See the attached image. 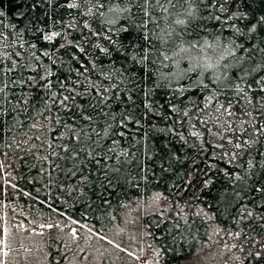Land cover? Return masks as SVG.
I'll use <instances>...</instances> for the list:
<instances>
[{
  "label": "snow or ice",
  "instance_id": "snow-or-ice-1",
  "mask_svg": "<svg viewBox=\"0 0 264 264\" xmlns=\"http://www.w3.org/2000/svg\"><path fill=\"white\" fill-rule=\"evenodd\" d=\"M15 4L7 23L0 6V149L33 155L50 183L55 182L54 173L62 174L61 191L86 197L84 189L95 185L103 198L118 184L138 187L133 173H146L147 162L155 156L162 161V172L174 171L182 156L169 147L168 137L178 136L185 145L193 137L189 146L198 153L212 150L211 159L216 161L207 171H197L203 188L215 185L219 173L228 185L221 196L226 204L229 196L237 203L247 201L250 192L259 203L252 209L247 202L240 204L234 221L254 220L264 228V0H15ZM65 55L70 60L65 61ZM159 90H166L163 102L157 99ZM185 123L190 126L188 136L175 127ZM25 126L38 134L23 132ZM14 132L27 138L17 140L9 135ZM153 133L165 141L155 153L148 144ZM6 138L11 143H5ZM34 140L39 145L31 143ZM40 151L47 154L39 155ZM0 154L7 157L9 152ZM192 175L187 174L189 186ZM73 179L76 183L66 188L65 181ZM160 198L157 193L153 201ZM103 202L109 203L107 198ZM47 207L57 211L51 203ZM177 207L184 211L178 202ZM201 213L214 219L203 209L196 215ZM29 223L35 227L29 229L23 221L15 227L41 238L45 230L60 227ZM88 232V240L97 236L139 259L92 228ZM242 232L228 235L238 240ZM12 235L0 227V264H12L19 251L9 240ZM70 235L74 241L81 239L76 228ZM257 243L259 249L249 251L248 258L264 264V242ZM225 247L231 252L237 245ZM44 248L42 242L38 251L50 259L52 253ZM31 251L24 248L25 254ZM69 252L73 249L65 245L61 258L68 261ZM83 253L81 247L73 256Z\"/></svg>",
  "mask_w": 264,
  "mask_h": 264
},
{
  "label": "trees",
  "instance_id": "trees-1",
  "mask_svg": "<svg viewBox=\"0 0 264 264\" xmlns=\"http://www.w3.org/2000/svg\"><path fill=\"white\" fill-rule=\"evenodd\" d=\"M0 6L3 7L7 15L5 22L11 21L13 13L16 11L15 0H0ZM73 36L79 39L78 33H74ZM69 51H74V49ZM95 54L100 55L98 51ZM64 59L68 61L70 56L65 55ZM83 59L84 57L81 56V60ZM102 59L104 58L102 57ZM85 63L87 62L85 61ZM71 64L78 67L76 61H71ZM87 66L91 69L90 64ZM67 67L68 65L65 64L64 69L60 72L61 77L65 74ZM93 75L95 78V74ZM73 76H75L74 72ZM165 91L159 90L157 99L161 102L165 98ZM21 119H26V117L22 115ZM37 119L41 118L37 117ZM173 119H179V117L174 115ZM160 123L161 126H164L165 121ZM166 123H172V121ZM175 127L188 136L190 126L187 123L183 126L178 124ZM197 128H200L198 123ZM201 131L204 129L201 128ZM23 132L33 135L35 130H29L25 126ZM23 132L18 135L15 132L9 135H14L17 140L26 139ZM52 135H58V132L52 133ZM153 137L148 141V144L155 153L165 141L164 137L159 134L153 133ZM188 138L189 145L195 141L193 137ZM205 138L207 139V136ZM168 141L169 147L177 150L178 154L182 156V163L176 164L174 171L164 173L159 167L162 161L159 156H155L152 161L147 162L148 171L146 173H133L137 177L139 186L122 183L114 188H109L103 194V198H107L109 201L107 204L99 196V190L95 185L84 189L87 193L86 197H81L78 192L70 194L67 190L61 191L59 184L63 180L62 174L54 173L52 179L55 182L50 183L48 174L40 172V165L33 155L15 148L11 151L6 147L0 149V153L9 152L7 157L0 154V162L4 164V167L0 169V227L6 228L7 225H10L9 232L14 234L12 237H15L14 241L16 242L13 246L20 251L15 254L17 264H46V259H48L44 253L37 249L36 258L21 261L23 259L20 258V254L24 256L22 253L24 247L21 248L20 245L22 237L35 240L38 248L42 242L45 244L44 251L52 253L48 264H55L56 260H59L60 264H69V261L70 264H78L85 254H88L89 258L91 257L90 260L93 261L98 257H101L102 261L104 257L103 264H138L136 259L128 256L125 252H117L111 244L98 239L97 236H92L89 241H86L84 237L74 241L70 235L72 228L77 230L92 228L99 235H104L114 243H119L127 251H131L133 248L137 249L138 253L133 252L135 256L143 252L144 249L153 250L155 255L159 252V255H156L157 264H255L248 258V252L259 249L257 242H264V228L254 220L237 224L234 217H237L240 204L247 202L249 208L252 209L254 204L259 203V200H254L249 192L247 201L242 200L237 203L234 198L229 196L227 199L231 202L226 204L221 200L223 189L228 186L225 184L224 178L217 173L215 174L216 184L210 188H203L201 179L197 175L198 170L207 171V166L210 163H216L211 159L212 150L198 153L196 148L183 144L178 136H169ZM5 143H11V140L6 138ZM31 143L39 145V141L34 140ZM196 143L199 145L198 141ZM22 147L26 148L30 145H22ZM215 151L220 152L219 149ZM38 154L45 155L47 153L40 151ZM21 156L24 157L23 160L20 159ZM220 166L225 167L226 165L221 164ZM189 171L193 173L190 177L191 186L186 183V180L189 179L187 176ZM142 176H145L146 179L141 178ZM75 183V179L65 181V186L67 188ZM12 185H16V188H13ZM24 192L31 195L25 196ZM157 193L161 198L158 202H154L153 197ZM258 196L259 194H257ZM177 202L179 207L184 209L183 212H179ZM48 203H51L52 208L57 211L53 212L51 208L47 207ZM164 209L167 211H163ZM201 209L208 215L214 214V219L208 220L203 213L199 216L196 215ZM30 220H36L37 224H58L60 227L45 230L43 238L30 236L29 233L15 227L21 221L29 229L35 227L29 223ZM74 220L78 223L74 224ZM217 229L221 230L219 234H217ZM241 229L243 232L238 240L228 235V232ZM39 230L37 229V231ZM17 236L19 238H16ZM174 237L175 239H173ZM49 242L51 247L47 246ZM253 243H256V248L252 247ZM233 244H236L237 247L232 248L229 252L225 245L231 247ZM65 245L71 247L73 252L82 247L85 249V253L73 256V252H69V260L66 261L60 256V253L65 251ZM241 246L244 247V251H240ZM57 248L59 251H56ZM113 251L116 256L115 260L110 254ZM236 256L240 259L233 258Z\"/></svg>",
  "mask_w": 264,
  "mask_h": 264
},
{
  "label": "rangeland",
  "instance_id": "rangeland-1",
  "mask_svg": "<svg viewBox=\"0 0 264 264\" xmlns=\"http://www.w3.org/2000/svg\"><path fill=\"white\" fill-rule=\"evenodd\" d=\"M6 228L10 231V225H7ZM13 228H15V227H13ZM77 231H78V233L80 234L81 237H84L86 241H89L88 237L91 235V233L88 232V229H81V230H77ZM16 238H19V236H17ZM14 239H15V237H12V236L9 237V240L12 243V245L16 243L14 241ZM71 239H73V238L71 237ZM21 244H23L24 248L32 249L31 254L26 255L24 253V251L22 252V253H24V256H22V254H20V258L23 259L21 261L30 260V258L34 259V258L37 257V255H38V253H37L38 245H37V242L35 240L26 239V237H22L20 245ZM20 250H21V248H20ZM116 250H117V252H119L118 249H116ZM131 251L134 252V253H138L137 249H135V248L131 249ZM110 254L112 256V259L115 260L116 259L115 252L113 251ZM137 256L139 257V259H136L138 264H157L156 255H155L153 250L144 249V251L141 252L140 254H138ZM90 258L87 261H85L82 258V260L78 264H103V261H104L103 258L104 257L102 258V261H101V257H98L95 261L90 260ZM12 264H17V261L14 259Z\"/></svg>",
  "mask_w": 264,
  "mask_h": 264
}]
</instances>
